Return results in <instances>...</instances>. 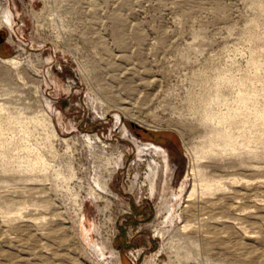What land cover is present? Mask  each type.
Instances as JSON below:
<instances>
[{
  "label": "rangeland",
  "instance_id": "374dc122",
  "mask_svg": "<svg viewBox=\"0 0 264 264\" xmlns=\"http://www.w3.org/2000/svg\"><path fill=\"white\" fill-rule=\"evenodd\" d=\"M0 17V264H264V0Z\"/></svg>",
  "mask_w": 264,
  "mask_h": 264
},
{
  "label": "bare ground",
  "instance_id": "6f19581e",
  "mask_svg": "<svg viewBox=\"0 0 264 264\" xmlns=\"http://www.w3.org/2000/svg\"><path fill=\"white\" fill-rule=\"evenodd\" d=\"M0 18H2V17H0ZM3 18H4V17H3ZM191 259L194 260V261H196V262H200V260H201V259L199 258V256H196V257H192V256H191ZM191 259H190V260H191ZM190 260H189V261H190ZM177 261H178V260H177ZM174 262H175V261H174ZM186 262H188V261H179V262H177V264H185ZM191 262H192V261H191ZM171 264H174V263L172 262Z\"/></svg>",
  "mask_w": 264,
  "mask_h": 264
},
{
  "label": "trees",
  "instance_id": "16d2710c",
  "mask_svg": "<svg viewBox=\"0 0 264 264\" xmlns=\"http://www.w3.org/2000/svg\"><path fill=\"white\" fill-rule=\"evenodd\" d=\"M132 127H134L133 125H132ZM167 140V142H171L172 143V140L171 139H166ZM153 142H155V143H159L158 141H155V140H152Z\"/></svg>",
  "mask_w": 264,
  "mask_h": 264
},
{
  "label": "water",
  "instance_id": "95a60500",
  "mask_svg": "<svg viewBox=\"0 0 264 264\" xmlns=\"http://www.w3.org/2000/svg\"><path fill=\"white\" fill-rule=\"evenodd\" d=\"M2 34H4V32H2V33L0 34V36H1Z\"/></svg>",
  "mask_w": 264,
  "mask_h": 264
}]
</instances>
